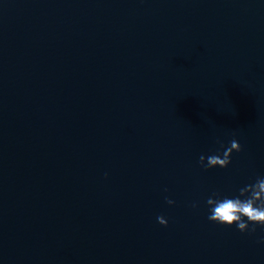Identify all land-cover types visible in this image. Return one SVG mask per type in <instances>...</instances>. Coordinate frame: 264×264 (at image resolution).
<instances>
[{"label":"water","instance_id":"water-1","mask_svg":"<svg viewBox=\"0 0 264 264\" xmlns=\"http://www.w3.org/2000/svg\"><path fill=\"white\" fill-rule=\"evenodd\" d=\"M257 177L264 0H0V264H264Z\"/></svg>","mask_w":264,"mask_h":264},{"label":"clouds","instance_id":"clouds-1","mask_svg":"<svg viewBox=\"0 0 264 264\" xmlns=\"http://www.w3.org/2000/svg\"><path fill=\"white\" fill-rule=\"evenodd\" d=\"M218 143L220 142L218 141ZM221 147L224 149L222 154H213L207 157L201 155L199 157L201 167L205 170L216 167L227 168L231 163L232 153L242 151L241 144L235 139H232L227 147L221 143ZM165 200L169 205L175 203L167 197ZM206 203L209 206V221L229 227L236 225L242 233H255V225L264 226V177H257L255 183L240 188L239 196L220 197L219 193H214ZM195 206L193 205V207ZM157 221L159 224L167 226L168 222L163 216H158ZM260 242L264 243V238Z\"/></svg>","mask_w":264,"mask_h":264}]
</instances>
